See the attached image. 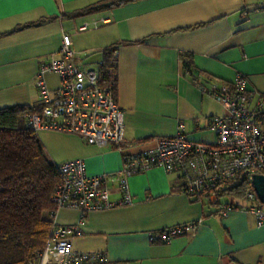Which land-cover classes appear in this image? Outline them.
<instances>
[{"label": "crops", "instance_id": "obj_1", "mask_svg": "<svg viewBox=\"0 0 264 264\" xmlns=\"http://www.w3.org/2000/svg\"><path fill=\"white\" fill-rule=\"evenodd\" d=\"M106 0H0V108L36 105L35 74L41 61L57 56L62 34L72 49L96 65L101 51L115 45V98L122 111V150L88 144L77 135L37 131L54 164L82 159L89 176L120 169L123 152L152 146L158 137L179 129L192 141L213 144V117L223 105L199 85L246 77V87L264 95V6L262 0H135L84 12ZM86 25V29L80 27ZM7 32V33H6ZM191 56L190 72L182 54ZM50 88L58 76L46 75ZM134 201L86 212L61 208L56 225H75L73 249L102 252L95 264H264V224L241 209L219 213L222 202L242 203L222 195L217 201L185 192L175 172L155 166L128 178ZM109 198H120L109 181ZM262 204V203H261ZM264 209V204H262ZM196 221L194 229L168 243L151 234ZM57 254L43 262L53 264Z\"/></svg>", "mask_w": 264, "mask_h": 264}, {"label": "built area", "instance_id": "obj_2", "mask_svg": "<svg viewBox=\"0 0 264 264\" xmlns=\"http://www.w3.org/2000/svg\"><path fill=\"white\" fill-rule=\"evenodd\" d=\"M264 6V0L261 1ZM86 29V25L80 27ZM49 61H41L35 74L38 100L36 111L26 115V125L33 131L42 129L74 134L88 144L111 145L122 150L124 122L115 98V81L102 82L99 60L94 67H83L76 61L72 39L62 34L61 45ZM186 71H190L186 68ZM49 73L58 76V84L50 88L46 82ZM247 79L237 74L229 83L212 84L204 92L220 102L226 110L223 116L213 117L211 128L216 134L213 144L189 140L179 129L171 136L158 137L147 148L122 153L119 170L111 174L89 176L82 159L56 164L60 182L51 196L53 220L61 208L78 210L83 215L92 210L108 209L133 203L128 178L152 167L160 166L166 172H175L183 179L182 189L196 196L217 201L222 193L244 179L251 183L254 173L264 174V95L246 87ZM114 181L120 198L110 200L107 183ZM252 185V184H251ZM242 203L222 202L219 213L241 209L252 214L258 225L264 224V209L255 191L244 192ZM196 221L162 229L151 240L168 243L178 235L191 232ZM77 233L75 225H56L51 237L40 252L38 264H45L47 254L60 259L53 264H95L105 260L102 252L77 251L69 238Z\"/></svg>", "mask_w": 264, "mask_h": 264}, {"label": "trees", "instance_id": "obj_3", "mask_svg": "<svg viewBox=\"0 0 264 264\" xmlns=\"http://www.w3.org/2000/svg\"><path fill=\"white\" fill-rule=\"evenodd\" d=\"M130 1L135 0H106L86 7L83 13ZM115 47L101 51L98 72L102 82L115 80ZM182 58L190 71V54L183 53ZM34 111L36 105L0 108V264H38L51 237V196L60 175L37 133L26 125V115ZM248 189L251 183L241 179L228 194L242 200Z\"/></svg>", "mask_w": 264, "mask_h": 264}, {"label": "water", "instance_id": "obj_4", "mask_svg": "<svg viewBox=\"0 0 264 264\" xmlns=\"http://www.w3.org/2000/svg\"><path fill=\"white\" fill-rule=\"evenodd\" d=\"M251 184L258 200L260 203L264 204V174L254 173L252 175Z\"/></svg>", "mask_w": 264, "mask_h": 264}, {"label": "rangeland", "instance_id": "obj_5", "mask_svg": "<svg viewBox=\"0 0 264 264\" xmlns=\"http://www.w3.org/2000/svg\"><path fill=\"white\" fill-rule=\"evenodd\" d=\"M75 55H76V57L78 58V62H79V63H80V62H81V63H85V62H86V60H82V61L79 60L80 58L84 59V58H83V55H84V54H82V53H75ZM87 67H94V64H92V63H88V64H87Z\"/></svg>", "mask_w": 264, "mask_h": 264}]
</instances>
